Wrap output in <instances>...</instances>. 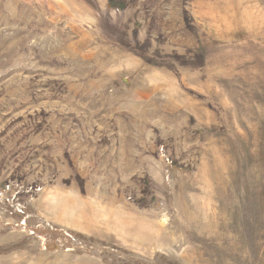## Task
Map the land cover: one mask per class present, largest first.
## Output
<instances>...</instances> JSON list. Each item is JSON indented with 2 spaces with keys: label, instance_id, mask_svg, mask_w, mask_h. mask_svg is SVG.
Instances as JSON below:
<instances>
[{
  "label": "rangeland",
  "instance_id": "rangeland-1",
  "mask_svg": "<svg viewBox=\"0 0 264 264\" xmlns=\"http://www.w3.org/2000/svg\"><path fill=\"white\" fill-rule=\"evenodd\" d=\"M0 264H264V0H0Z\"/></svg>",
  "mask_w": 264,
  "mask_h": 264
},
{
  "label": "bare ground",
  "instance_id": "bare-ground-1",
  "mask_svg": "<svg viewBox=\"0 0 264 264\" xmlns=\"http://www.w3.org/2000/svg\"><path fill=\"white\" fill-rule=\"evenodd\" d=\"M252 30V29H251Z\"/></svg>",
  "mask_w": 264,
  "mask_h": 264
}]
</instances>
